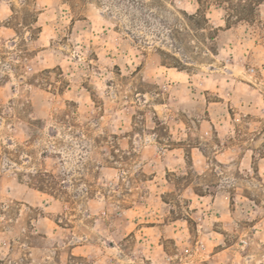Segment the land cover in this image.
Here are the masks:
<instances>
[{
    "label": "rangeland",
    "instance_id": "obj_1",
    "mask_svg": "<svg viewBox=\"0 0 264 264\" xmlns=\"http://www.w3.org/2000/svg\"><path fill=\"white\" fill-rule=\"evenodd\" d=\"M0 264H264V0H0Z\"/></svg>",
    "mask_w": 264,
    "mask_h": 264
}]
</instances>
